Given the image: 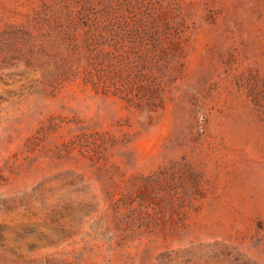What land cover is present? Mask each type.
I'll return each mask as SVG.
<instances>
[{
    "label": "rangeland",
    "instance_id": "374dc122",
    "mask_svg": "<svg viewBox=\"0 0 264 264\" xmlns=\"http://www.w3.org/2000/svg\"><path fill=\"white\" fill-rule=\"evenodd\" d=\"M0 264H264V0H0Z\"/></svg>",
    "mask_w": 264,
    "mask_h": 264
}]
</instances>
